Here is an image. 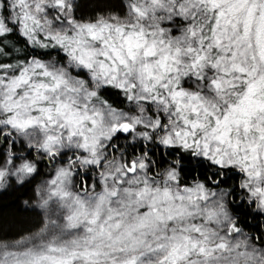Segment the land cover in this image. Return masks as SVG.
I'll use <instances>...</instances> for the list:
<instances>
[{"label":"snow or ice","instance_id":"6c2138e0","mask_svg":"<svg viewBox=\"0 0 264 264\" xmlns=\"http://www.w3.org/2000/svg\"><path fill=\"white\" fill-rule=\"evenodd\" d=\"M0 264H264V0H0Z\"/></svg>","mask_w":264,"mask_h":264}]
</instances>
